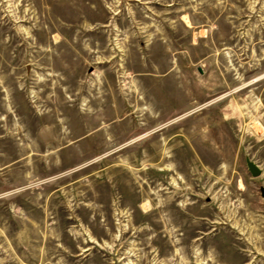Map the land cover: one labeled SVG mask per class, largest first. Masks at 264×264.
Masks as SVG:
<instances>
[{"label":"rangeland","instance_id":"374dc122","mask_svg":"<svg viewBox=\"0 0 264 264\" xmlns=\"http://www.w3.org/2000/svg\"><path fill=\"white\" fill-rule=\"evenodd\" d=\"M262 188L264 0H0V264H264Z\"/></svg>","mask_w":264,"mask_h":264},{"label":"water","instance_id":"95a60500","mask_svg":"<svg viewBox=\"0 0 264 264\" xmlns=\"http://www.w3.org/2000/svg\"><path fill=\"white\" fill-rule=\"evenodd\" d=\"M247 167L253 177H259L262 174V170L254 161L250 158L247 159ZM262 195L264 196V188L261 189Z\"/></svg>","mask_w":264,"mask_h":264},{"label":"bare ground","instance_id":"6f19581e","mask_svg":"<svg viewBox=\"0 0 264 264\" xmlns=\"http://www.w3.org/2000/svg\"><path fill=\"white\" fill-rule=\"evenodd\" d=\"M148 205V204H147Z\"/></svg>","mask_w":264,"mask_h":264}]
</instances>
